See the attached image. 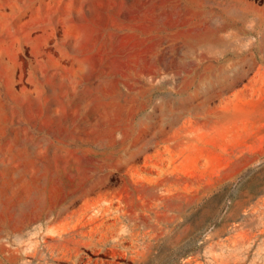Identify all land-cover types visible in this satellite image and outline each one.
Instances as JSON below:
<instances>
[{
  "label": "rangeland",
  "instance_id": "374dc122",
  "mask_svg": "<svg viewBox=\"0 0 264 264\" xmlns=\"http://www.w3.org/2000/svg\"><path fill=\"white\" fill-rule=\"evenodd\" d=\"M195 1L0 0V264H264V62Z\"/></svg>",
  "mask_w": 264,
  "mask_h": 264
},
{
  "label": "crops",
  "instance_id": "0c3cea01",
  "mask_svg": "<svg viewBox=\"0 0 264 264\" xmlns=\"http://www.w3.org/2000/svg\"><path fill=\"white\" fill-rule=\"evenodd\" d=\"M194 6L196 12L188 14L197 17L196 31L199 35L197 43L189 45L191 50L203 47L205 54H216L222 49L250 44L258 48L264 62V2L196 0L195 3H186V9ZM242 35L245 37L244 43L238 40V36Z\"/></svg>",
  "mask_w": 264,
  "mask_h": 264
},
{
  "label": "bare ground",
  "instance_id": "6f19581e",
  "mask_svg": "<svg viewBox=\"0 0 264 264\" xmlns=\"http://www.w3.org/2000/svg\"><path fill=\"white\" fill-rule=\"evenodd\" d=\"M209 75V74H208ZM211 77V76H210ZM213 77V76H212ZM207 79H209V77H207ZM211 79V78H210ZM209 79V80H210ZM213 79V78H212ZM205 80V79H204ZM203 83V82H202ZM216 84H217V82H216ZM231 83H227V84H225V86H229ZM149 86V85H148ZM199 86V85H198ZM206 86V85H205ZM214 88V87H213ZM198 89V88H197ZM182 92V91H181ZM146 94V93H145ZM198 94V93H197ZM217 94V93H216ZM181 95H183V94H181ZM188 96V95H187ZM140 98V97H139ZM186 98V97H185ZM190 98V97H189ZM168 100H170V99H168ZM174 100V99H173ZM137 101V100H136ZM147 101V100H146ZM150 101V100H149ZM164 101V100H163ZM179 101V100H178ZM191 101V100H190ZM189 101V102H190ZM174 102V101H173ZM165 103V102H164ZM175 103V102H174ZM149 104V103H148ZM182 104V103H181ZM140 105H142V104H140ZM152 105H155V104H152ZM183 106H184V104H183ZM186 106V105H185ZM155 107V106H154ZM178 107H179V104H178ZM145 108V107H144ZM185 108V107H184ZM184 108H182V109H184ZM154 109V108H153ZM152 113V112H151ZM151 115V114H150ZM153 117V116H152ZM144 118V117H143ZM142 119V118H141ZM139 122H140V120H139ZM137 124V123H136ZM26 253H27V251H26ZM30 254V253H29Z\"/></svg>",
  "mask_w": 264,
  "mask_h": 264
}]
</instances>
